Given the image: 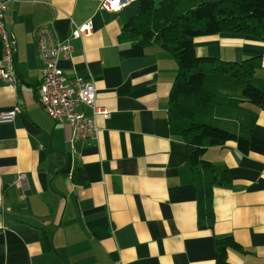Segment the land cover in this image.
Segmentation results:
<instances>
[{"label":"crops","instance_id":"1","mask_svg":"<svg viewBox=\"0 0 264 264\" xmlns=\"http://www.w3.org/2000/svg\"><path fill=\"white\" fill-rule=\"evenodd\" d=\"M139 0L119 12L101 0H10L5 24L14 36L17 89L0 78V111L21 107L0 123V264H216L217 241L231 237L229 264H264V106L250 138L209 148L204 158L229 169L232 183L214 189L213 228L197 217L189 146L171 134L168 99L178 66L155 44L126 58L124 27ZM90 36L73 40L60 68L94 84L95 140L74 142L37 101L43 63L35 33L51 27L66 41L74 25ZM200 57L242 62L262 57L258 38L220 33L195 39ZM3 43L0 38V68ZM91 113L88 108L84 109ZM82 171L81 181L73 179ZM22 173L28 187L18 183ZM43 233L51 248L43 246Z\"/></svg>","mask_w":264,"mask_h":264},{"label":"trees","instance_id":"2","mask_svg":"<svg viewBox=\"0 0 264 264\" xmlns=\"http://www.w3.org/2000/svg\"><path fill=\"white\" fill-rule=\"evenodd\" d=\"M220 33L247 35L264 42V0H139L138 14L121 34L133 42L126 58L155 44L171 54L178 73L167 109L171 134L189 146V165L197 187V217L213 228L214 189L232 183L229 169L204 159L209 148L250 138L264 106L262 57L228 62L200 57L195 39ZM73 176L81 181L82 171ZM43 246L51 248L43 233ZM241 247L231 237L217 241L216 264H229L228 251Z\"/></svg>","mask_w":264,"mask_h":264},{"label":"built area","instance_id":"3","mask_svg":"<svg viewBox=\"0 0 264 264\" xmlns=\"http://www.w3.org/2000/svg\"><path fill=\"white\" fill-rule=\"evenodd\" d=\"M10 0H0V38L3 43L0 78L5 84L17 89L18 76L14 67L17 44L5 24L7 4ZM138 0H101V9L109 13L119 12ZM93 26L90 22L74 25L70 37L62 42L56 38L51 27H40L35 33L38 55L43 63L42 78L37 87V101L45 113L56 123H68L72 129L74 142L93 141L97 138L99 127L97 116L109 117V112L100 109L96 102L97 90L90 81L82 78H68L60 68L62 59H69L74 51L73 40L90 36ZM88 108L91 113L84 109ZM22 109L0 111V123L12 122ZM18 183L28 187L27 176L22 173Z\"/></svg>","mask_w":264,"mask_h":264},{"label":"rangeland","instance_id":"4","mask_svg":"<svg viewBox=\"0 0 264 264\" xmlns=\"http://www.w3.org/2000/svg\"><path fill=\"white\" fill-rule=\"evenodd\" d=\"M207 157H205L204 159L206 160Z\"/></svg>","mask_w":264,"mask_h":264}]
</instances>
